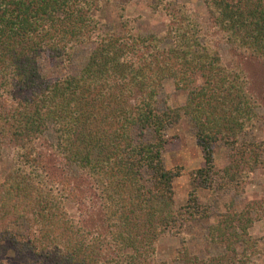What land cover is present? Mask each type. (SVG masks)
Masks as SVG:
<instances>
[{"label": "trees", "instance_id": "trees-1", "mask_svg": "<svg viewBox=\"0 0 264 264\" xmlns=\"http://www.w3.org/2000/svg\"><path fill=\"white\" fill-rule=\"evenodd\" d=\"M107 2L0 0V157L13 152L0 182V264L8 248L27 264H154L164 237L182 239L181 264H259L249 230L264 222V197L227 206L208 227L216 255L191 254L184 235L211 216L196 189L239 196L264 169V140L252 136L264 127V0H205V24L177 0H150L165 21L146 34L123 7L109 28L98 15ZM78 47L90 51L73 73ZM44 60L63 74L44 75ZM167 80L186 99L160 110ZM182 118L203 165L177 207L182 173L162 153ZM217 145L227 150L220 169Z\"/></svg>", "mask_w": 264, "mask_h": 264}, {"label": "rangeland", "instance_id": "rangeland-1", "mask_svg": "<svg viewBox=\"0 0 264 264\" xmlns=\"http://www.w3.org/2000/svg\"><path fill=\"white\" fill-rule=\"evenodd\" d=\"M150 0H108L103 5L101 12L98 14L106 21L109 28L115 29L118 24V8L123 7L124 13L136 19L134 23L137 32L141 33H160L164 29L165 17L163 15L153 14L148 8ZM174 1V0H170ZM180 4L187 5L201 23H207V10L205 0H177ZM89 47H78L71 64V71L77 72L84 64L89 54ZM229 47L227 45L219 46V53L225 66L232 67L231 58L229 56ZM43 73L46 76H60L63 74L59 68L52 67L47 61H43ZM251 75L256 83H260L258 78L260 71L249 67ZM257 71V72H256ZM254 74V75H253ZM186 94L176 91L170 80L163 84V89L159 95V109L162 110L168 100L169 104L176 108L184 104ZM171 139L162 153L163 163L166 169H179L182 175L173 182L174 196L177 207L186 204L188 195L192 192L194 184L190 179V172L199 169L203 165V158L199 148L196 145L195 130L192 124L182 118L177 124L168 128L164 133ZM150 136V135H149ZM252 136L256 140H264V127L260 126L253 132ZM13 152L10 148H5L0 157V182L11 171ZM215 167L220 169L227 164V150L222 145L215 147ZM196 195L201 204L207 205L211 211V216L207 220L196 224L193 230L185 233L186 244L189 252L199 257H211L219 253L220 250L215 249L213 245L206 243L204 237L208 235V227L216 223L224 213L225 208L229 205L241 209L245 204L251 201L260 200L264 197V169L255 173L254 183L247 186L245 193L235 196L233 193L220 192L217 190L196 189ZM67 210L71 216L76 217L77 211L74 206H68ZM250 236L259 242L260 258L259 264H264V222H257L249 230ZM182 237V238H184ZM182 239L175 237L161 238L157 245V254L154 264H181L179 261V251L182 247ZM2 255V254H1ZM3 264H27V262L17 258L8 248L3 252Z\"/></svg>", "mask_w": 264, "mask_h": 264}]
</instances>
